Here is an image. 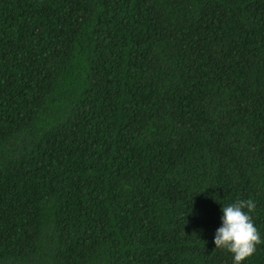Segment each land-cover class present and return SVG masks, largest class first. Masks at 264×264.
Here are the masks:
<instances>
[{"label": "trees", "instance_id": "16d2710c", "mask_svg": "<svg viewBox=\"0 0 264 264\" xmlns=\"http://www.w3.org/2000/svg\"><path fill=\"white\" fill-rule=\"evenodd\" d=\"M249 199L264 264V0H0V264H233Z\"/></svg>", "mask_w": 264, "mask_h": 264}, {"label": "clouds", "instance_id": "9594fccd", "mask_svg": "<svg viewBox=\"0 0 264 264\" xmlns=\"http://www.w3.org/2000/svg\"><path fill=\"white\" fill-rule=\"evenodd\" d=\"M254 208L251 199L221 205L220 227L216 229L212 243L215 248L230 253L233 264H243L261 243L260 234L249 215Z\"/></svg>", "mask_w": 264, "mask_h": 264}]
</instances>
